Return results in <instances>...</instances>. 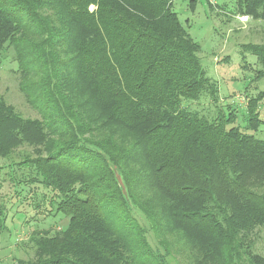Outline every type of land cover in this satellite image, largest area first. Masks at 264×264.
I'll use <instances>...</instances> for the list:
<instances>
[{
  "label": "trees",
  "instance_id": "obj_1",
  "mask_svg": "<svg viewBox=\"0 0 264 264\" xmlns=\"http://www.w3.org/2000/svg\"><path fill=\"white\" fill-rule=\"evenodd\" d=\"M200 2L214 8H190ZM235 2L233 15L264 23V0ZM174 4L0 0V52L13 48L22 91L42 113L24 117L0 96V158L31 148L15 185L52 191L47 216L67 220L32 231L34 256L13 264H170L166 234L194 264H264V139L253 133L264 90L246 89L243 127L231 106L193 109L220 89ZM241 48L262 65L260 80L264 45ZM7 220L0 205V235Z\"/></svg>",
  "mask_w": 264,
  "mask_h": 264
},
{
  "label": "rangeland",
  "instance_id": "obj_2",
  "mask_svg": "<svg viewBox=\"0 0 264 264\" xmlns=\"http://www.w3.org/2000/svg\"><path fill=\"white\" fill-rule=\"evenodd\" d=\"M189 1L175 0L174 9L192 37L201 44L202 64L208 75L217 81L220 89L218 102L215 103L209 97L206 101L193 103L192 108L208 115L218 108L229 115L232 113L229 110L231 106L230 109L236 112V125L243 127V111L247 109L248 101L245 91L248 89L249 95L263 91L264 77L252 81L262 65L248 52L243 59L241 46L249 43L264 45V23L251 15H233L236 9L235 0H210L213 9L201 2L195 8H190ZM15 55L13 48L0 52V96L24 117L42 118L41 111L28 102L22 91L19 63ZM259 103L260 117L264 120V99ZM253 133L257 138L264 139V124ZM26 150L31 148L22 147L12 158H0V205L8 217L7 231L0 235V264H13L17 259L33 257L34 252L29 244L32 231L59 229L67 221L62 213L57 214V217L47 216L52 207L48 202L44 203L42 195L48 193L51 196L52 191L42 187L31 190L28 185H15L14 179H24L30 172L24 165L28 154ZM37 204L40 205L37 207ZM138 219L143 226L149 228L143 216H138ZM162 238L171 246L170 250L175 256L170 259V264H194V256L184 245V240L170 234ZM152 244L163 249L158 241H152ZM255 250L264 256L262 229L255 235Z\"/></svg>",
  "mask_w": 264,
  "mask_h": 264
}]
</instances>
